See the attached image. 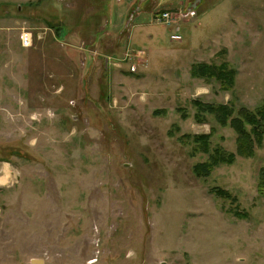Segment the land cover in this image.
<instances>
[{
    "label": "rangeland",
    "instance_id": "obj_1",
    "mask_svg": "<svg viewBox=\"0 0 264 264\" xmlns=\"http://www.w3.org/2000/svg\"><path fill=\"white\" fill-rule=\"evenodd\" d=\"M196 1L0 0V264H264V132L243 156L231 124L264 100V0Z\"/></svg>",
    "mask_w": 264,
    "mask_h": 264
},
{
    "label": "trees",
    "instance_id": "obj_2",
    "mask_svg": "<svg viewBox=\"0 0 264 264\" xmlns=\"http://www.w3.org/2000/svg\"><path fill=\"white\" fill-rule=\"evenodd\" d=\"M163 11V10H159ZM190 75L196 78L205 80L215 79L219 82L222 89H229L234 81L235 69L229 67L224 61L217 63L213 61H198L191 64ZM199 108H203L205 112L213 114L219 122L226 121V118L231 113L232 109L225 103H201L194 102ZM244 115L242 119L232 118L231 124L236 135L237 152L243 156H251L253 154V143H260L261 136L264 132V100L254 110L242 109ZM203 118L196 114V120L200 121ZM246 125L248 126L246 128ZM209 133L194 134L193 140L202 151L207 149V139ZM202 148V149H201ZM211 155V160L201 162L194 166L197 175H207L211 169L214 160L221 156L219 149ZM259 187L264 191V171H261ZM219 191L218 189L216 190ZM222 193V192H221Z\"/></svg>",
    "mask_w": 264,
    "mask_h": 264
},
{
    "label": "crops",
    "instance_id": "obj_3",
    "mask_svg": "<svg viewBox=\"0 0 264 264\" xmlns=\"http://www.w3.org/2000/svg\"><path fill=\"white\" fill-rule=\"evenodd\" d=\"M191 1H196V0H191ZM196 2L198 3V0ZM194 4H196V3H194ZM132 7L133 6H130V8H132ZM113 15H112V17H113ZM176 29H178V26H176ZM193 29L194 30H192V31H195V28H193ZM192 35H193V32H192V34L190 36H192ZM138 36L140 37V35H138ZM130 37H131V34H130ZM180 38H182V37H180ZM150 52H151V50L149 51L148 54H150ZM18 176H19V172L14 167V165L9 160H5L3 158H0V191L3 190V189H7V188H10V187H13L14 184L17 183ZM1 211L2 210H1V205H0V215H1Z\"/></svg>",
    "mask_w": 264,
    "mask_h": 264
},
{
    "label": "built area",
    "instance_id": "obj_4",
    "mask_svg": "<svg viewBox=\"0 0 264 264\" xmlns=\"http://www.w3.org/2000/svg\"><path fill=\"white\" fill-rule=\"evenodd\" d=\"M189 13L192 16L194 15L193 10H189ZM178 17L179 16L174 17L173 13H171L169 10L160 11V12H158V14L155 15L156 20L158 21V23H161V24L172 23V22L176 21V19H178ZM171 37L174 39H180V36L177 34H173ZM19 39H20V43L22 44V46H24V47L31 46V44H32V33L30 31L22 30L20 32Z\"/></svg>",
    "mask_w": 264,
    "mask_h": 264
},
{
    "label": "water",
    "instance_id": "obj_5",
    "mask_svg": "<svg viewBox=\"0 0 264 264\" xmlns=\"http://www.w3.org/2000/svg\"><path fill=\"white\" fill-rule=\"evenodd\" d=\"M34 261H39V260H34Z\"/></svg>",
    "mask_w": 264,
    "mask_h": 264
}]
</instances>
